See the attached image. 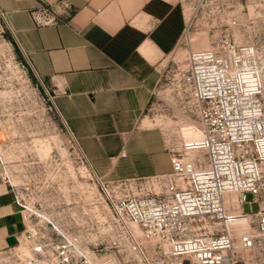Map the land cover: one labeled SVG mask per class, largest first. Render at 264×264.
Instances as JSON below:
<instances>
[{"label": "built area", "instance_id": "2783aa9c", "mask_svg": "<svg viewBox=\"0 0 264 264\" xmlns=\"http://www.w3.org/2000/svg\"><path fill=\"white\" fill-rule=\"evenodd\" d=\"M258 1L264 6V0ZM73 11L67 0H60L31 16L43 27L59 24ZM9 33L0 10V39L7 40ZM182 85L198 110L201 135L194 144L171 150L169 173L106 179L67 128L100 184L104 205L98 218H114L135 259L103 255L99 244L51 221L13 184L1 153L3 179L26 227L17 244L0 253L9 252L17 264H264V38L240 45L226 37L213 48L191 50ZM50 99L59 114L54 96ZM248 194L258 210H245ZM67 213L62 218H78Z\"/></svg>", "mask_w": 264, "mask_h": 264}, {"label": "crops", "instance_id": "0c3cea01", "mask_svg": "<svg viewBox=\"0 0 264 264\" xmlns=\"http://www.w3.org/2000/svg\"><path fill=\"white\" fill-rule=\"evenodd\" d=\"M58 1L0 0V10L25 62L52 87L64 124L106 179L169 173L146 112L179 45L183 10L167 0H67L71 16L38 27L31 12ZM3 172L0 160V252L26 227Z\"/></svg>", "mask_w": 264, "mask_h": 264}, {"label": "rangeland", "instance_id": "374dc122", "mask_svg": "<svg viewBox=\"0 0 264 264\" xmlns=\"http://www.w3.org/2000/svg\"><path fill=\"white\" fill-rule=\"evenodd\" d=\"M167 1L183 10L184 25L146 112L147 133L161 142L162 152L168 156L166 172L171 170V150L182 149L185 142L194 144L201 135L196 127L198 110L182 85L190 51L213 48L226 37L240 45L264 38V6L258 0ZM6 39H0V153L13 184L22 189L27 201L52 216L51 221L70 228L92 245L99 244L101 254L135 259L137 255L126 247L114 218H98L104 205L100 184L54 109L52 87L33 73L9 34ZM247 197L245 210L250 211V206L258 210V204H251L253 195ZM260 202L264 206V196ZM67 212L78 218L71 214L62 218ZM0 264L17 262L3 252Z\"/></svg>", "mask_w": 264, "mask_h": 264}, {"label": "bare ground", "instance_id": "6f19581e", "mask_svg": "<svg viewBox=\"0 0 264 264\" xmlns=\"http://www.w3.org/2000/svg\"><path fill=\"white\" fill-rule=\"evenodd\" d=\"M240 219V218H239ZM242 219V218H241ZM240 223V226H245L246 225V221H241V222H239ZM133 227H135L136 229H138L139 231H140V229H139V227L136 225V224H133ZM140 233H141V231H140Z\"/></svg>", "mask_w": 264, "mask_h": 264}]
</instances>
